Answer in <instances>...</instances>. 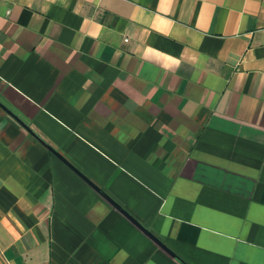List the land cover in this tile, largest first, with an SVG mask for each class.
Instances as JSON below:
<instances>
[{
	"label": "crops",
	"instance_id": "0c3cea01",
	"mask_svg": "<svg viewBox=\"0 0 264 264\" xmlns=\"http://www.w3.org/2000/svg\"><path fill=\"white\" fill-rule=\"evenodd\" d=\"M0 104V264H264V0H0Z\"/></svg>",
	"mask_w": 264,
	"mask_h": 264
},
{
	"label": "water",
	"instance_id": "95a60500",
	"mask_svg": "<svg viewBox=\"0 0 264 264\" xmlns=\"http://www.w3.org/2000/svg\"><path fill=\"white\" fill-rule=\"evenodd\" d=\"M0 108L4 110L8 116H10L13 120H15L20 126H22L33 138H35L42 146H44L47 150H49L54 156H56L60 161L67 164L69 167L70 165L66 162V160L60 156L55 150H53L51 147H49L44 141H42L36 134H34L16 115H14L10 110H8L5 106L0 104ZM71 168V167H70ZM80 175V174H79ZM89 185H91L96 191L98 189L93 186L86 178H84L82 175H80ZM106 200H108L114 207L119 209L122 213H124L133 223H135L137 226L140 227V225L132 218L130 217L126 212H124L119 206H117L115 203H113L106 195H103ZM141 228V227H140ZM146 234H148L152 239L156 241L158 245H160L162 248H164L166 251H168L172 256H174L176 259H178L174 254H172L162 243H160L158 240H156L149 232L144 230ZM183 263V262H182ZM185 264V263H183Z\"/></svg>",
	"mask_w": 264,
	"mask_h": 264
}]
</instances>
